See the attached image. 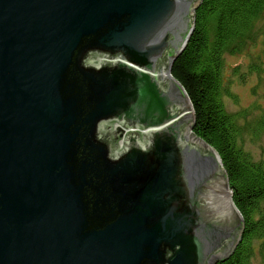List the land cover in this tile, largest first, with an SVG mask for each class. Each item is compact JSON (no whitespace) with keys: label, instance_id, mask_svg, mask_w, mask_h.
<instances>
[{"label":"water","instance_id":"95a60500","mask_svg":"<svg viewBox=\"0 0 264 264\" xmlns=\"http://www.w3.org/2000/svg\"><path fill=\"white\" fill-rule=\"evenodd\" d=\"M201 2L0 0V264L235 250L244 222L222 160L191 133L171 74Z\"/></svg>","mask_w":264,"mask_h":264},{"label":"trees","instance_id":"16d2710c","mask_svg":"<svg viewBox=\"0 0 264 264\" xmlns=\"http://www.w3.org/2000/svg\"><path fill=\"white\" fill-rule=\"evenodd\" d=\"M263 17L264 0H202L194 13L193 35L171 68L194 109L192 133L218 152L244 222L235 250L216 264L264 259V159L256 160L244 149L245 118L229 113L224 103L229 95L225 56L241 53L256 41ZM259 122L258 130L264 132V118Z\"/></svg>","mask_w":264,"mask_h":264},{"label":"rangeland","instance_id":"374dc122","mask_svg":"<svg viewBox=\"0 0 264 264\" xmlns=\"http://www.w3.org/2000/svg\"><path fill=\"white\" fill-rule=\"evenodd\" d=\"M258 38L241 53L226 54L224 86L229 95L225 97L226 109L231 114L244 117L241 120L248 129L243 136V147L254 159H264V132H259L260 120L264 118V17L259 22ZM253 264H264L257 256Z\"/></svg>","mask_w":264,"mask_h":264},{"label":"bare ground","instance_id":"6f19581e","mask_svg":"<svg viewBox=\"0 0 264 264\" xmlns=\"http://www.w3.org/2000/svg\"><path fill=\"white\" fill-rule=\"evenodd\" d=\"M191 133H192V132H191ZM227 190H228V193L230 194V190H229L228 186H227ZM230 199H231V194H230Z\"/></svg>","mask_w":264,"mask_h":264}]
</instances>
